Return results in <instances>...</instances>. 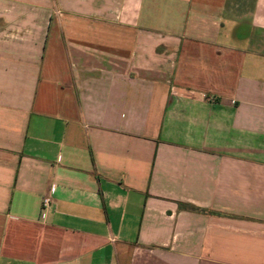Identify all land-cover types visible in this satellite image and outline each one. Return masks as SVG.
Masks as SVG:
<instances>
[{
	"label": "crops",
	"instance_id": "0c3cea01",
	"mask_svg": "<svg viewBox=\"0 0 264 264\" xmlns=\"http://www.w3.org/2000/svg\"><path fill=\"white\" fill-rule=\"evenodd\" d=\"M0 264H264V0H0Z\"/></svg>",
	"mask_w": 264,
	"mask_h": 264
},
{
	"label": "built area",
	"instance_id": "2783aa9c",
	"mask_svg": "<svg viewBox=\"0 0 264 264\" xmlns=\"http://www.w3.org/2000/svg\"><path fill=\"white\" fill-rule=\"evenodd\" d=\"M51 204V198H44L43 201H42V206H43V209L49 207Z\"/></svg>",
	"mask_w": 264,
	"mask_h": 264
}]
</instances>
